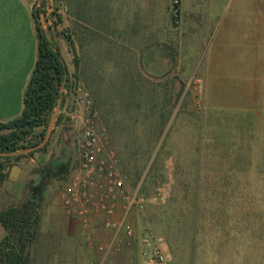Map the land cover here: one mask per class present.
Here are the masks:
<instances>
[{
  "label": "rangeland",
  "instance_id": "rangeland-1",
  "mask_svg": "<svg viewBox=\"0 0 264 264\" xmlns=\"http://www.w3.org/2000/svg\"><path fill=\"white\" fill-rule=\"evenodd\" d=\"M56 2L58 5L59 2L57 0ZM186 4L189 7L187 9H190L189 1ZM211 11L218 16L225 13L223 7H215ZM231 11L233 14V9ZM238 11L247 17L246 23H238L237 29H235L236 24L232 25L233 39L228 43V47L233 48V54H238L237 59L242 62L240 65L244 64L247 67L249 73L247 81L252 88L261 90L264 82V60L260 61L258 67L245 64L246 58L249 57L245 51H242L241 41L237 37L240 36V27L250 32L249 27L253 25L250 23H255V16H264V8L248 6ZM227 12L229 13L230 9ZM42 13H45L50 23L45 25L44 30L48 34L51 30L50 33L55 39L53 45L58 48L62 61L73 66V61H69L72 54L63 28L64 8L52 7L51 11ZM57 15L61 21L54 25ZM184 37L186 38L179 41L178 49L165 50V62L170 68L169 72L162 73L165 74L162 75L163 77L157 76L152 86L140 88L142 92L144 91V95L130 96L129 98L134 99L135 102L126 101L128 106L134 104L126 111L127 114L121 115L122 117H119L117 112L113 113V109L109 111L110 103L117 104L122 96H127L133 89L126 87V90L120 89L118 85L120 82L115 76L118 75L117 70L113 68L114 62L112 63L108 55L96 58L80 54L77 57L78 70L73 66L76 78L71 73L68 84L74 86V89L80 88L87 93L91 113L87 114L79 106L77 92L64 94L65 91L61 89L66 105L62 110L59 108L56 112L54 110L52 115L55 117V122L51 126L47 140L44 142L49 124L42 141L44 143L40 147L31 151H28L30 148H26L11 154L22 157L9 165L7 178L0 185V210L18 205L30 195L31 187L40 181L44 184L40 204L39 234L30 248V264H41L38 256L44 241H48L51 236L64 241L70 234L71 226L66 221L69 217L65 213L62 198L75 197L80 204L96 193L95 186L106 183L107 169L111 166L110 152L118 160L115 170L119 176L124 177L126 189L129 191L138 189L146 198L145 211L133 220L135 233L138 236L142 229L148 227L166 252L169 264H177V262L182 264L183 261V258L171 261L167 242L168 233L163 226V223L167 222L166 216L162 218L160 216L163 210L161 211L159 207L171 200L174 204L171 206L172 209L169 207L171 213L167 219L176 232L180 231L179 227H182L181 231L185 230L194 216L198 218L196 221L200 227L198 239L202 244L199 246L197 264H264V198L262 197L264 192L259 191L264 189V180L257 176L259 171L264 173V168L250 167L255 155L254 150L248 153L246 151L243 156L249 166L245 168L246 175L243 177L247 188L243 194L245 198L225 199L224 196L227 194L223 190L225 171L228 173L231 169L234 170L233 156L231 162L225 152L228 150L230 156L232 147L230 145L234 143L239 145V140H235L237 137L231 134L232 129L241 126L248 129L249 126H255L257 115L260 116L261 127L264 128V103H261L260 108L248 103L240 104L238 98L227 94L224 82L225 57L222 32L215 35L212 40L210 37L208 40L198 39L195 34H185ZM97 44L91 42L89 48L91 50L98 48ZM250 44V49L253 50L252 58L254 59L255 51L259 59L264 58L262 53L264 46L258 49L257 44ZM235 47L240 48L239 52ZM204 49L206 53L203 55ZM109 50L111 51L110 47ZM95 64L100 65L99 70L90 74V70L96 69ZM172 68L175 70L178 68V71L172 72ZM95 92L99 94L96 95ZM255 95L254 90L250 97L254 98ZM104 99L111 102L105 105ZM153 106H156L153 110L156 114L154 116L151 110L148 111ZM240 108L245 110L241 115L242 119L239 118V113L230 112ZM236 117L238 118L235 119ZM167 118L163 133L157 141H155L156 135L148 136L151 129L157 134L163 127L162 121L156 122V119ZM86 119H90L95 131V142L92 144L83 138ZM109 120L113 125L111 131L114 135L121 134L124 138L123 135H126L127 140L117 137L116 143H113ZM146 123L148 126H145ZM227 126L229 130L226 132ZM64 131H68L65 140L70 150L68 173L58 179V176H55L58 164L66 159V149L62 141ZM249 138L255 137L244 139ZM257 140V146L264 147V132H260ZM248 141L244 144L246 148H250ZM127 142L128 147L125 146ZM139 143L142 150L139 155L144 151L153 150L150 159H146V155L132 158L127 153V149L134 150L131 146L138 149ZM32 152L34 153L31 154ZM86 154L88 158L92 157L88 163H86ZM122 160L125 161V166ZM136 171H140L141 175L134 183L127 172L130 176H135ZM196 174L199 176L197 177ZM229 178L230 175L228 180ZM231 180L233 183L234 176ZM195 188L197 189L194 190ZM255 191L259 192L255 193ZM195 195H198V200L193 207ZM91 225L92 229L101 228L97 222L95 224L91 222ZM93 234L91 232L94 239ZM3 235L4 231L0 226V239ZM210 239L213 243L207 247L208 243L204 242ZM127 241L129 248L131 247L127 257L131 260L130 263L141 264L136 239ZM178 241L180 249L184 248L183 239L180 238ZM120 253L122 252L114 254L120 255ZM97 257L100 260L101 255L98 254ZM114 263L124 264L118 258L113 260V263L110 262V264Z\"/></svg>",
  "mask_w": 264,
  "mask_h": 264
},
{
  "label": "crops",
  "instance_id": "crops-1",
  "mask_svg": "<svg viewBox=\"0 0 264 264\" xmlns=\"http://www.w3.org/2000/svg\"><path fill=\"white\" fill-rule=\"evenodd\" d=\"M57 1L59 6L56 5V0H0V122L14 120L22 112L24 92L37 58L36 29L41 28L38 13L45 9L49 12L51 11L49 8L52 7H63L65 10L62 16L64 34L73 42H79H74L76 56L82 54L97 58L108 55L112 63L114 62L113 68L117 70L118 75L115 76L120 82L118 85L126 88L150 87L154 84L153 81L157 80V76L169 72L170 68L165 62V50L178 49L179 41L186 38L185 34H195L198 39L204 40L210 37L212 40L215 35L222 32L225 57L224 82L227 94L238 98L240 104L248 103L260 108L261 103H264V82L261 90L255 87L253 89L247 81L249 79L247 67L244 64L240 65L242 62L237 59L238 54H233V48L228 47V43L233 39L232 25L236 24L237 29L238 23H246L247 17L238 10L248 6L263 9L264 0H178L181 13L180 24L177 27L173 26L169 14L172 0ZM188 1L191 10L187 9ZM215 7H223L225 13L222 16L215 15L211 11ZM250 24L253 25L249 27V33L240 27V36L237 39L241 41L242 51L249 57L246 58L245 64L258 67L264 58L259 59L256 51L254 59L252 58L253 50L250 49V43L257 44L258 49L264 46V16H255V23ZM42 30L53 43L55 39L50 33L51 30L49 34L43 28ZM91 42L98 43V48L91 50L89 48ZM239 50L240 48L238 52ZM205 53L204 49L203 55ZM175 54L177 55V52ZM172 59L176 60L173 56ZM71 60L72 55L69 61ZM64 64L68 75L74 72L73 66ZM98 66L100 65L95 64L96 69L90 70V74L96 73L99 70ZM173 69L172 72L178 71V68ZM90 87L88 88L91 90ZM254 90L256 95L251 98L250 94ZM244 97L246 99H243ZM230 112L239 113V118L242 119L241 115L245 110L240 108ZM255 118H257L255 126H249L248 129L242 126L232 129L231 134L237 137L235 140H239V145L237 146V143L230 145L232 146L230 156L228 150L225 152L231 162L233 156L234 164V170L231 169L228 173L225 171L224 192L227 194L224 196L225 199L245 198L243 194L247 188L243 177L246 175L245 168L249 167L243 158L246 151L248 153L254 150L255 153L250 167L264 168V147L256 144L257 137L261 131L264 132V128L261 127L260 116L257 115ZM225 129L227 132L228 126ZM250 136L255 138L244 139ZM247 140L250 142V148L244 145ZM257 176L264 180L263 172H257ZM259 191L263 193L264 189ZM231 193L234 196L230 195ZM66 221L71 226L70 234L63 239L64 241H59L60 239L54 236L44 241L38 261L41 264H89L94 260L98 262L95 248L97 245L106 244L111 233L99 227L91 229L94 239L88 241L84 238L82 230L77 228L70 218ZM130 248L129 243L123 245L122 253L120 255L111 253L108 260L113 263V260L118 258L124 264H133L127 258Z\"/></svg>",
  "mask_w": 264,
  "mask_h": 264
},
{
  "label": "trees",
  "instance_id": "trees-1",
  "mask_svg": "<svg viewBox=\"0 0 264 264\" xmlns=\"http://www.w3.org/2000/svg\"><path fill=\"white\" fill-rule=\"evenodd\" d=\"M60 21L61 19L57 15L54 25L59 24ZM36 36L37 58L24 92L22 112L20 116L14 120L0 122V185L7 178V170L9 165L22 157L20 155L12 156L11 154L40 144L45 137L46 128L49 124L50 117L54 113V110L56 107H58L59 110H62L66 105L65 99L63 97L64 94L61 92V89H68L70 77L64 62L60 57L59 50L47 39L40 27H37L36 29ZM65 38L72 54L73 66L75 70H78L79 62L75 53L74 42L68 36ZM73 77L76 78L74 73ZM120 89L126 90L125 87H120ZM128 89L133 90H131L127 96H122L118 100L117 104H113V102L104 99L105 105L111 102L109 111L113 109L114 111L112 112H117L119 117L122 114H127L126 111L130 110L134 104L133 103L130 106L127 105L128 103H126V101H134V99L129 98L130 96L144 95L139 87H128ZM95 94L98 95L99 93L95 92ZM119 94L123 95L122 93ZM155 109L156 106L150 107L148 109V111H152V116L156 115L153 113V110ZM159 120L162 121V129L157 134H155L153 129H151V133L148 135L152 137H155L154 135H156L155 141H157V139H159L162 135L163 128L166 125L168 118L166 120L156 119L155 121L158 122ZM109 122L110 123L108 125L110 136L113 140V143H116L117 137L127 140L126 135H123L125 138L122 137L121 134L120 136H115L111 131L113 125L111 124L110 120ZM145 126H148L147 123ZM128 145V142L127 145L125 143V146L128 147ZM131 147L134 150L132 151L131 149H127V153H129L132 158L146 155V159H150L153 153V150H150L148 152L144 151L139 155L140 151H142L140 150V143L138 145V149L135 148V146ZM136 150L137 152H134ZM33 153L34 152L31 154ZM118 153L120 155V152ZM122 161L125 166V161ZM58 165V171L55 173V176H58V179H61L68 173V159H64V161H61ZM127 174L135 183L137 180H139L141 172L136 171L135 176H130L128 172ZM157 175L162 176L163 174L157 173ZM196 176L198 177L199 174H196ZM43 189L44 184L42 181H40L30 188V195L18 205L8 206L0 210V226L4 231V235L0 239V264H30V248L32 247L33 242L36 241V238L39 234V225L41 219L40 204L42 200ZM196 189L197 188L194 190ZM197 200L198 195H195L194 202L192 204L194 205L193 207L196 206ZM173 204L174 202L171 200L159 207L161 208V211L163 210L160 215L161 218L162 216H166L167 222H164L163 226L164 229H166L165 231L168 233L167 242L170 248L171 261L174 262L179 258H183V261L181 262L182 264H197L200 252L199 246L202 244L198 239V235L200 234V227L196 223L198 218L194 216L193 221L189 223L185 230L181 231L182 227H179L180 231L176 232L168 222L169 219H167L169 218V213H171V206ZM180 238L183 239L185 244V247L182 249H180V243L178 241ZM204 243H208L207 247H209L212 245L213 240L210 239ZM179 250H181V253H179Z\"/></svg>",
  "mask_w": 264,
  "mask_h": 264
},
{
  "label": "built area",
  "instance_id": "built-area-1",
  "mask_svg": "<svg viewBox=\"0 0 264 264\" xmlns=\"http://www.w3.org/2000/svg\"><path fill=\"white\" fill-rule=\"evenodd\" d=\"M49 10H51L49 8ZM46 9L40 10L39 22L41 29H45V25H50L46 19ZM180 4L178 0H172L169 6V14L172 23L175 26L180 24ZM64 94L67 92L78 94L79 106L90 114V102L88 95L80 88L74 89L69 85L68 89H62ZM83 138L89 144L95 142V131L90 119L85 120ZM86 163L92 160L86 154ZM109 162L111 166L107 169L106 183L96 185V193L90 198L85 199L79 204V200L75 197H63L62 203L66 215L73 221L75 226L82 230L84 238L88 241L92 240L91 229L96 222L100 224L103 230L109 231L110 237L106 244L97 245L95 250L101 255L98 262L89 264H110L108 256L111 253H119L122 251L123 245L129 243L127 240L136 239L141 264H169L166 252L159 245L155 237L150 233L149 228L142 229L140 233H135L134 219L145 211L146 198L138 189L127 190L124 177L118 175L115 166L118 163L115 155L110 152Z\"/></svg>",
  "mask_w": 264,
  "mask_h": 264
},
{
  "label": "water",
  "instance_id": "water-1",
  "mask_svg": "<svg viewBox=\"0 0 264 264\" xmlns=\"http://www.w3.org/2000/svg\"><path fill=\"white\" fill-rule=\"evenodd\" d=\"M56 109H58V107H56ZM56 109H55V112H56ZM54 122H55V117H54V115H52L50 123H49V126H48V129H47V134H46V138H45L44 142L47 140V137L49 136V133H50V130H51V126L54 125ZM67 134H68V131H64L63 136H62V141L64 142L65 149H66V159L65 160L68 159L69 154H70L69 146L67 145V142L65 140L66 139L65 137L67 136ZM44 142L38 144L37 146L31 147L30 149H28V151H31V150H34V149L40 147Z\"/></svg>",
  "mask_w": 264,
  "mask_h": 264
}]
</instances>
